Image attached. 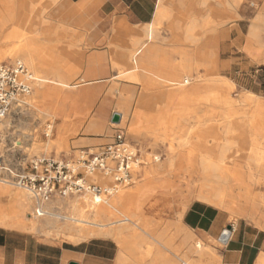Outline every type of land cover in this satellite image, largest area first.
<instances>
[{
	"label": "rangeland",
	"instance_id": "obj_1",
	"mask_svg": "<svg viewBox=\"0 0 264 264\" xmlns=\"http://www.w3.org/2000/svg\"><path fill=\"white\" fill-rule=\"evenodd\" d=\"M3 2L5 1L0 0V19H10L5 22L7 29L18 28L22 23H19L17 16L22 7H20L19 2L11 4L9 1L8 3L12 5L8 7L11 12L9 14L7 5L4 6ZM25 2L27 6L30 3L35 5L34 12L36 16L28 24L30 15L29 13L26 14V25H23V29L19 30L18 39L10 40L9 44L15 47L21 40L26 41L34 63L38 65L40 71L38 75H35L31 69L25 66L37 79V82L33 87L32 94L26 100L30 105L28 112L19 113L14 111L0 125L1 159L4 162L12 161L14 157L12 148L17 142H20L21 147H23V157L30 160L40 155L68 153L70 150L81 146L109 143L116 129L123 130L128 143L138 148L140 160L145 163L137 169V179L134 180L132 186L118 189V191L133 192L138 187L144 186L142 198L133 197L127 202L126 207L131 214L145 220L150 232V235H146L143 228V230H137L138 235L146 242V245L142 244L139 248H135L137 256L145 253L147 245L152 244V258L156 253H159L165 256L169 262L175 261L179 264L175 255L180 257L187 255L188 246L182 244V241L187 237H191L193 241H200L208 251V256L200 263L218 264L215 261H218V250L221 245L216 240L205 243L194 232L180 228L172 220L171 211L173 205L176 202L180 203L181 200L185 205L193 200H202L199 197L200 186L202 185L199 170L204 168L201 163H214L221 176L232 175L235 168L243 172L244 168L250 171V168L255 167L250 159L251 156L260 152V149L253 147L252 142L254 140L260 142L258 138H264V135H255L253 133L254 127L250 125V122L257 121L259 113H256L254 103L242 102V98L246 94L243 90L241 78L236 74L237 71L231 70L229 63L224 60L229 57L238 58L241 56V53H236V51L234 53V47L229 45L238 37L242 41L246 40L249 23L252 24L256 20L258 24L262 23L264 25V18L259 20L256 18L264 9V4L261 8L257 3L239 0V3L234 5L236 7L235 11H237V8L247 7L250 10L249 15L210 14L212 7L211 4H208L209 1H205L200 14H186L181 12L180 9L169 8L168 10L173 15L174 21L162 22L157 30L158 38L153 42L159 44L158 39L165 40L164 42L170 44L168 46L170 47L169 50H166L165 53H170L173 57H176L179 50L187 51L190 57L187 67L193 65L194 69L189 74L194 80L191 82L192 85L184 87V89L187 90L191 86L197 87V96H203L209 91L218 92L221 97H226L230 104L223 106V108L220 106L212 108L203 103L192 105L187 99L181 103L179 97L176 96L171 103L161 106H155V101H153L149 105L152 111L148 112L146 106L142 107L139 115L137 114V117L135 116L133 119L136 103L143 89L152 96L169 92L172 89L170 80L181 83L188 71L183 70L177 78L170 80L162 78L159 74L151 73L144 75L148 78L146 83H135L123 76L124 71L114 67L112 63L113 53H111L110 67L115 71L113 76L107 80H94L92 84H88L86 81L80 82V79L71 78L68 75L71 72V39L77 41L83 39L84 36L75 33L71 29V22L66 16L58 14L61 0H25ZM220 7L228 12L232 10L225 0H221ZM193 20L195 23L192 26L196 27L194 34L197 41L188 43L181 38V41L175 42L174 32L176 30L170 29L171 24L174 26H190V22ZM258 24L252 25L257 31V37H248V39L260 44L261 36L264 39V30H260ZM212 27L216 28L213 29ZM52 29L56 31V38L63 36L66 38L64 43L48 45L44 41L45 33L48 30L52 31ZM6 30L4 31L6 32ZM213 40L216 41L215 45H212ZM213 48L216 49L214 54L217 57L219 56V64L217 63V57L214 64L210 62V59H207V56H212ZM75 49L79 50L78 47ZM160 49L164 50L161 47ZM237 49L240 50L238 47ZM15 61L16 59L3 57L0 59V64ZM53 66L58 74L66 80L68 87L62 88L54 85L44 87V90H42L44 92L49 88L55 90L57 98L42 95L38 98L37 103H33L36 84H41V78L47 73L45 69ZM137 73L139 76H143L140 70ZM223 83L229 86L224 88ZM76 84L78 87L73 88ZM85 92L90 93L87 110L82 107ZM124 92H127L130 101L124 107L119 108V112L123 113L124 116L123 123L119 127H111L110 117L112 114H118L117 102L120 94ZM70 96L71 104H68ZM62 110H64L65 117L59 119L58 114ZM225 112H229V115L224 116ZM95 117L101 120V130L87 134L86 128ZM59 124H63L61 138H58L56 133V127ZM46 125H51L52 129L49 138L44 137ZM248 130L249 133H247ZM49 140H52L53 143L48 146ZM59 142H65V146L63 147ZM212 148H214V151H211ZM155 157L158 161H154ZM258 165H260V162L257 163ZM255 168L257 169V167ZM238 176L251 178L253 181L257 177L254 174ZM234 182L236 181L230 179L229 182L221 184L233 188ZM2 186L13 191L22 192L31 204L28 210L22 212L21 217L27 224L31 222L35 225L36 229L35 231L28 230L26 232L48 240L81 242L69 238L66 234H59L54 228L64 225V217L69 216L71 213L70 201L75 198L80 199V195L66 197L63 202L52 201L45 207L50 215L39 218L35 214L32 202L24 190L16 188L12 183ZM224 192L232 194L233 189H225ZM88 197L90 198V196ZM56 208L62 211L57 212L55 211ZM181 209L184 210L185 206L183 205ZM125 211L127 210H121L123 214H127L128 212ZM115 215L119 219L125 217V215L117 213ZM28 218L31 219L28 220ZM105 223V218L90 219L80 229L90 231L95 225L101 227ZM125 227L122 234L128 236L133 228L128 225ZM153 240L157 242L155 243ZM116 246L119 249L117 244ZM193 256L188 254L191 259L194 258Z\"/></svg>",
	"mask_w": 264,
	"mask_h": 264
},
{
	"label": "crops",
	"instance_id": "obj_2",
	"mask_svg": "<svg viewBox=\"0 0 264 264\" xmlns=\"http://www.w3.org/2000/svg\"><path fill=\"white\" fill-rule=\"evenodd\" d=\"M205 1H209L208 4H211L210 14L249 15L250 12L247 7L237 8L235 11L234 5H237L239 0H225L232 9L230 12L221 9V0H61L58 14L66 16L71 22V29L84 36L83 39L77 41L71 39L69 77L78 78L80 82L86 81L88 84H92L94 80L109 79L115 72L110 67V54L113 53L114 67L124 71L123 76L135 83H146L148 78L144 75L151 73L159 74L162 78L170 80L177 78L183 70L188 71L181 83L170 80L172 89L169 92L152 96L143 89L136 103L133 119L142 110L143 106H139V99L142 95L147 96L146 108L148 112L152 111L149 105L159 96H163V101L155 106L171 103L174 97L178 96L181 103L187 99L192 105L203 103L212 108L219 106L223 108L230 103L218 92L209 91L203 96H197V87L191 86L187 90L184 89V87L192 85L191 82L194 80L189 74L194 69L193 65L187 67L190 57L186 50H179L176 57H173L170 53H165L170 48L168 47L169 43L167 44L164 42L165 40L161 39H158L159 44L153 42L158 38L157 30L161 23L174 21L169 8L180 9L186 14H200ZM246 1L257 3L263 8L264 0ZM256 18L258 20V16ZM193 23H195L194 20L190 22V26L171 24L170 29L176 30L174 41L178 43L183 38L188 43H195L197 37L194 34L196 27L192 26ZM257 24L256 20L252 24L249 23L246 40L242 41L238 37L229 45L234 47V53L235 51L241 53V56L238 58L229 57L224 61L228 62L231 70L237 71L236 74L241 78L246 94L242 98V102L254 103L256 113H259L257 121L250 122V125L254 127L253 133L264 135V39L261 36L260 44L248 39V37H257V31L252 26ZM258 25L260 30H264L262 23ZM151 27L152 32L150 33ZM65 39L59 37L53 44L64 43ZM215 43L216 41L213 40L212 45ZM159 46L164 50H161ZM76 47L79 50H76ZM214 51L216 52V49L213 48L212 56H207V59H210L212 64L218 60L219 64V56L217 57ZM133 55L134 57H132ZM174 58L175 60H173ZM139 70L143 76L138 75ZM186 79L188 84L183 85V81ZM222 86L227 88L229 85L223 83ZM77 87V84L73 86V88ZM126 93H121L117 102L120 122L112 124V114L109 121L111 127H119L123 123L124 116L119 112V108L124 107L130 101V97ZM89 99L90 93L85 92L82 102L84 110L88 108ZM68 104H71V96ZM227 115L229 112L224 113V116ZM100 130L101 120L95 117L88 124L86 133L92 134ZM119 130L116 129L115 132ZM113 135L109 143L112 142ZM258 139L260 142L254 140L252 146L260 149V152L251 156L250 159L258 170L255 167L250 168V171L244 168L243 172L237 168L233 170L232 174L237 175V179L233 183V193L229 194L223 206L202 200H193L186 205L181 200L180 203L176 202L173 205L172 220L183 230L194 232L205 243L215 240L218 242L229 224L235 225V231L229 236L228 241L225 244L218 242L221 248L218 250V261L216 260L215 263L264 264V138ZM109 143L81 146L68 153L63 152L58 155L40 156L62 158L79 148L97 149ZM211 151H214V148ZM259 162L260 165L257 166ZM248 174L256 175L255 181L251 178L238 176ZM241 191H245L250 199L239 198L238 195H241ZM57 200L64 201L59 199L52 201ZM4 202L5 200H3ZM183 205L185 206L184 210L181 209ZM55 211L61 212L62 210ZM118 253L119 249L111 239L92 238L78 243L55 241L0 225V264H115Z\"/></svg>",
	"mask_w": 264,
	"mask_h": 264
},
{
	"label": "bare ground",
	"instance_id": "obj_3",
	"mask_svg": "<svg viewBox=\"0 0 264 264\" xmlns=\"http://www.w3.org/2000/svg\"><path fill=\"white\" fill-rule=\"evenodd\" d=\"M4 6L7 5V9L10 12V5L16 2H19L21 8L20 13H18V20L21 25L16 27L15 29L9 30L5 27V22L10 19H0V59L5 57L8 59H16V61H21L27 68L31 69L35 75L39 74L40 69L38 65H35L34 59L31 56V51L28 48L26 41L21 40L19 44L15 47L9 44L10 40L18 39L19 30L23 29L26 25V14L29 13L30 19L29 23L35 18L36 14L34 12L35 5L30 3L28 6L25 0H3ZM11 2L8 3V2ZM55 1V0H53ZM12 6V5H11ZM8 14V15H9ZM34 16V17H33ZM11 17V15H10ZM264 18V9L258 15V20ZM24 25V26H23ZM7 29V30H6ZM6 30V32L4 31ZM3 32V33H2ZM5 32V33H4ZM152 32V27L150 33ZM57 34L55 29L48 30L44 35V41L47 44H53L56 42ZM65 39V37H61ZM9 44V45H8ZM2 50V51H1ZM2 52V53H1ZM47 73L44 77L41 78V84H36L35 94L33 98V103H37L38 98L44 96L48 97H56V91L49 88L47 91L44 90V87L47 88L49 85H54L57 87L67 88L68 84L66 80L61 77L57 70H55L54 66L45 69ZM37 77V76H36ZM188 80L183 81L184 82ZM35 85V84H34ZM183 87V86H181ZM28 99V98H27ZM26 99V100H27ZM163 101V96H159L155 99V104L158 105ZM65 103V100H64ZM148 99L146 95H142L139 99V106H147ZM30 109V105L26 101V111ZM65 117L64 110H62L58 114V118L62 119ZM53 118V117H52ZM54 119V118H53ZM64 120V119H63ZM57 121V120H56ZM119 124V123H118ZM246 131V129H245ZM63 132V124H59L56 127V133L58 134V138H61V134ZM53 143L52 140H49L48 146ZM63 147L65 146V142H59ZM18 147H21L20 142L15 144ZM23 148V147H22ZM154 161H158L157 158H154ZM204 168L199 170V175L202 180V185L200 186L199 197L210 204H214L217 206H223L225 204V200L228 198L229 193L227 194L224 190H232L231 186H223L222 184L229 182V180L236 181L237 176L232 174L230 176L220 175L219 170L215 168L214 163H201ZM87 180L91 183H94L99 186L110 185L112 181L108 178L103 177L99 173H94L91 176L87 177ZM222 183V184H221ZM221 184V185H219ZM0 182V225L14 228L22 231H35L36 226L31 224H27L21 217V214L24 210H28L31 207V204L28 202L27 197L20 191H13L5 186H2ZM120 188V187H119ZM118 188V189H119ZM144 186L138 187L133 192L117 190L116 193L112 194L107 198L104 203L98 204L91 197V199L84 195L80 197V199H74L70 201L71 213L69 216H65V223L62 227H54L57 232L60 234H66L71 239H75L78 241H85L90 238L100 237V238H110L119 246V253L115 260V264H177V262L173 261L172 263L169 260L159 254L156 253L152 258V244H148L145 253L137 256L135 253V248H139L140 245L145 244V239H143L140 235H138L137 230H143L146 235H150L149 229L147 228V224L143 218L137 217L131 214L127 209V202L131 200L133 197L138 196L140 199L142 198ZM198 190V189H197ZM241 195H238L239 198L244 200H249L250 196L247 195L245 191L240 192ZM139 199V200H140ZM3 200L5 202L3 203ZM52 202V201H51ZM50 202V203H51ZM49 203V204H50ZM47 204L46 206H48ZM105 204V205H102ZM33 205V204H32ZM45 206V207H46ZM57 209V208H56ZM127 210L126 215L121 212V210ZM139 212V211H138ZM115 213L120 215H125L123 219H119ZM54 214V213H53ZM50 215L44 208L43 216ZM29 216V215H28ZM52 216V215H51ZM55 216V214H54ZM59 218V217H57ZM62 218V217H60ZM105 218L106 223L101 227H93L92 230H84L80 229L86 221L90 219L96 220ZM31 218H28L30 220ZM62 220V219H61ZM130 224V225H129ZM130 226L133 230L130 232L128 236H124L123 230L126 228L125 226ZM143 228V229H142ZM155 243L156 240H153ZM182 244L188 246V253L184 256H176V260L179 261V264H202L200 263L205 257L208 256V251L206 247L200 241H193L191 237H187L182 241ZM131 245V246H130ZM188 254L194 255V258H189Z\"/></svg>",
	"mask_w": 264,
	"mask_h": 264
},
{
	"label": "built area",
	"instance_id": "obj_4",
	"mask_svg": "<svg viewBox=\"0 0 264 264\" xmlns=\"http://www.w3.org/2000/svg\"><path fill=\"white\" fill-rule=\"evenodd\" d=\"M37 79L21 61L0 64V125L14 112H26V99L30 97ZM187 81L184 85H187ZM52 129L46 125L44 137ZM14 157L4 162L0 157V182L12 183L24 190L33 204L37 217H43L44 208L54 199L64 200L73 195L90 196L96 203H104L119 187L134 184L137 169L145 165L139 150L128 143L123 130L116 131L112 142L100 148H79L68 156L55 158L39 156L27 160L22 147L13 145ZM99 173L112 181L99 186L87 180ZM226 231L233 234L235 225Z\"/></svg>",
	"mask_w": 264,
	"mask_h": 264
},
{
	"label": "water",
	"instance_id": "obj_5",
	"mask_svg": "<svg viewBox=\"0 0 264 264\" xmlns=\"http://www.w3.org/2000/svg\"><path fill=\"white\" fill-rule=\"evenodd\" d=\"M119 122H120V116H119L118 114H113V115H112V118H111V123H112V124H118ZM229 236H230L229 232L225 230V231L221 234V236H220L218 242H219L220 244H225V243L228 241ZM70 264H75V263H70Z\"/></svg>",
	"mask_w": 264,
	"mask_h": 264
}]
</instances>
